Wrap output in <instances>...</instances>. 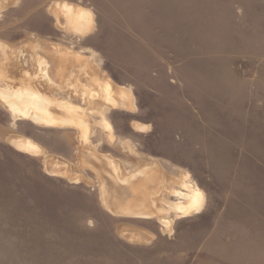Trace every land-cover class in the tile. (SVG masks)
<instances>
[{"label":"rangeland","instance_id":"1","mask_svg":"<svg viewBox=\"0 0 264 264\" xmlns=\"http://www.w3.org/2000/svg\"><path fill=\"white\" fill-rule=\"evenodd\" d=\"M61 1L1 2L0 41L92 49L135 103L106 111L112 136L98 126L91 137L99 152L129 169L153 157L161 171L188 172L206 202L172 234L115 217L91 171L92 186L72 183L7 142L30 138L74 166L77 131L14 122L0 104V264H264V0H65L94 13L86 38L56 27L48 8ZM20 61L31 67L27 54ZM125 229L154 239L130 244Z\"/></svg>","mask_w":264,"mask_h":264},{"label":"bare ground","instance_id":"2","mask_svg":"<svg viewBox=\"0 0 264 264\" xmlns=\"http://www.w3.org/2000/svg\"><path fill=\"white\" fill-rule=\"evenodd\" d=\"M1 2L6 8L17 6L21 0ZM48 11L56 19V27L68 34L86 38L95 31L94 13L77 3L54 2ZM24 53L29 56L31 67L21 63ZM85 53L94 52L74 51L40 39L19 46L0 41V104L14 122L29 121L44 128L77 131V162L73 166L18 134H10L7 142L22 152L43 156L46 172L72 183L92 186L93 180L84 175L85 170L91 171L96 175L100 201L106 211L118 218L155 220L163 232L172 234L176 220L201 212L205 192L188 172L177 177L161 171L156 158L141 159L129 169L120 159L99 152L91 137L98 126L112 136L106 111L121 108L133 112L135 103L131 90L114 83L100 70L95 55ZM94 117H100L101 121H95ZM132 126L135 131H150V125L137 121ZM120 232L130 244L149 245L154 239L153 234L142 229Z\"/></svg>","mask_w":264,"mask_h":264}]
</instances>
